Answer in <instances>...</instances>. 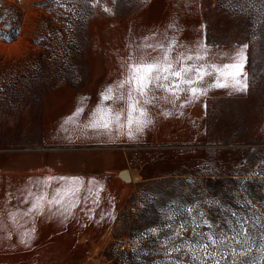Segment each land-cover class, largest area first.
<instances>
[{
    "label": "rangeland",
    "instance_id": "rangeland-1",
    "mask_svg": "<svg viewBox=\"0 0 264 264\" xmlns=\"http://www.w3.org/2000/svg\"><path fill=\"white\" fill-rule=\"evenodd\" d=\"M105 3L112 12L96 7L81 20L51 0H0V14L9 13L0 32L12 14L19 27L14 42L0 43L23 37L19 52L0 53V222L7 226L0 231V264H152L172 259L155 254L164 245L154 240L168 230L162 226L180 204L215 198L239 211L243 196L264 216V176L258 175L264 161V20L222 7L227 0ZM169 24L186 43L206 34L209 55L249 43L258 72L250 94L210 90L182 109L183 116L161 102L172 115L154 110V124L136 140L82 129L99 94L120 78L129 40L152 32L171 36ZM82 105L85 113L65 123ZM122 169L131 180L120 177ZM60 176L80 177L85 187L98 181L102 207L114 218L93 223L78 211L67 221L38 217L32 245L25 247L9 213L19 217L16 209L28 207L22 199L28 188L36 190L35 182ZM204 211L211 220L223 214L215 206Z\"/></svg>",
    "mask_w": 264,
    "mask_h": 264
},
{
    "label": "snow or ice",
    "instance_id": "snow-or-ice-1",
    "mask_svg": "<svg viewBox=\"0 0 264 264\" xmlns=\"http://www.w3.org/2000/svg\"><path fill=\"white\" fill-rule=\"evenodd\" d=\"M51 2L61 11L81 20L96 7L105 14L112 12L105 0ZM117 2L112 0L113 4ZM221 6L236 14L257 18V23L264 20V0H227ZM8 16V12L0 14V22ZM14 23L16 18L12 14L5 24V31L0 32V41H15L19 27H13ZM168 28L173 30L171 36L167 32H152L129 40L127 55L121 58L120 78L99 94L97 105L88 113L86 122L80 125L82 129L91 130L101 137L122 135L136 140L154 124V110L159 109L165 118L172 115L160 108L161 102L178 107L181 110L178 115L183 116L182 109L199 102L210 90H221L230 96L250 94L258 72L250 63L249 43L239 45L231 53L209 55L212 44L206 34L193 43H186L178 38L176 24H169ZM56 36L59 38L58 33ZM42 41L46 43V38ZM84 113L83 105L77 107L65 123L69 120L75 122V118ZM260 168L258 175L264 176V161ZM35 187V191L32 188L25 191L22 203L28 207L16 209L19 217L9 213L12 227L18 225L21 229L18 242L25 247L32 245L38 217L52 216L67 221L78 211L93 223L114 218V212L110 214L109 209L102 207L103 186L98 181L89 180L85 187V181L80 177H49L35 182ZM250 199L246 202L241 197V203L236 206L239 211L215 198L178 205L162 226L168 230L154 240L157 246L164 245L163 251L155 254L172 259H161L152 264H264V216L251 207ZM212 206L217 208L218 214L223 213L215 220L209 219L204 211V208ZM6 227L0 222V231ZM189 230L191 235L185 236ZM151 231L154 232L155 228ZM6 237L13 238L11 229L6 232Z\"/></svg>",
    "mask_w": 264,
    "mask_h": 264
},
{
    "label": "clouds",
    "instance_id": "clouds-1",
    "mask_svg": "<svg viewBox=\"0 0 264 264\" xmlns=\"http://www.w3.org/2000/svg\"><path fill=\"white\" fill-rule=\"evenodd\" d=\"M23 46V37H21L15 44H2L0 43V53H12L13 51L19 52Z\"/></svg>",
    "mask_w": 264,
    "mask_h": 264
},
{
    "label": "water",
    "instance_id": "water-1",
    "mask_svg": "<svg viewBox=\"0 0 264 264\" xmlns=\"http://www.w3.org/2000/svg\"><path fill=\"white\" fill-rule=\"evenodd\" d=\"M120 177H122L125 180H131V175L129 174L128 169H122L119 172Z\"/></svg>",
    "mask_w": 264,
    "mask_h": 264
},
{
    "label": "built area",
    "instance_id": "built-area-1",
    "mask_svg": "<svg viewBox=\"0 0 264 264\" xmlns=\"http://www.w3.org/2000/svg\"><path fill=\"white\" fill-rule=\"evenodd\" d=\"M121 248L124 249V248H125V245L123 244V245L121 246Z\"/></svg>",
    "mask_w": 264,
    "mask_h": 264
},
{
    "label": "crops",
    "instance_id": "crops-1",
    "mask_svg": "<svg viewBox=\"0 0 264 264\" xmlns=\"http://www.w3.org/2000/svg\"><path fill=\"white\" fill-rule=\"evenodd\" d=\"M50 163H51V162H50ZM48 164H49V163H48ZM47 168L49 169V168H51V166H50V165H48V166H47ZM119 172H120V171H119Z\"/></svg>",
    "mask_w": 264,
    "mask_h": 264
}]
</instances>
